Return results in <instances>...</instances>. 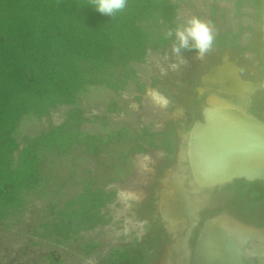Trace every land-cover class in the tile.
I'll return each mask as SVG.
<instances>
[{"label": "trees", "instance_id": "1", "mask_svg": "<svg viewBox=\"0 0 264 264\" xmlns=\"http://www.w3.org/2000/svg\"><path fill=\"white\" fill-rule=\"evenodd\" d=\"M234 2L237 15L253 8L246 14L260 18L262 0ZM177 18L178 3L172 0H124L122 8L110 13L99 11L96 0H0V223L21 212L27 196L45 186L41 165L48 154L67 155L84 145L96 156L110 143L125 142L127 149L120 152L124 166H113L122 175L132 154L174 150L172 128L121 125L105 126L106 134L86 132L84 123L107 125L109 115L85 116L80 98L90 86L122 90L129 81L143 93L146 84L132 63L145 62L149 49L163 52L173 46L186 54L200 50L195 40L180 46ZM227 36L211 35L209 44L226 45ZM63 105L70 108L61 124L23 137L20 147L18 128L24 118L41 120ZM119 110L116 100L108 104V112ZM115 197L116 190L84 180L74 198L61 206L50 201L39 236L58 243L76 240L81 231L107 222L102 208ZM97 244L90 241L81 247L89 254ZM128 259V249L115 248L107 264H128Z\"/></svg>", "mask_w": 264, "mask_h": 264}, {"label": "rangeland", "instance_id": "2", "mask_svg": "<svg viewBox=\"0 0 264 264\" xmlns=\"http://www.w3.org/2000/svg\"><path fill=\"white\" fill-rule=\"evenodd\" d=\"M178 3L177 25L183 31L192 18L203 22L213 34L217 29H236L253 24V19L243 9V15L236 14L234 0H172ZM217 5L218 8H214ZM215 9V10H214ZM178 37V36H177ZM179 38V37H178ZM194 40L189 37L187 41ZM173 46L161 50H148L146 61L134 62L140 81L146 84L145 91L139 92L134 82L129 81L122 90L106 86H90L81 94L80 105L85 116L93 114L109 115L107 125L102 121L82 125L86 132L106 134L110 129L127 125L138 130L142 125L152 128L162 126L166 120L177 121L183 117L185 103L173 98L181 92L190 76L192 68L202 69L208 60L209 46L186 55ZM189 77V78H188ZM157 84L154 85V80ZM161 93L169 100L167 107H160L152 100V93ZM141 96V100L137 99ZM116 100L120 110L108 112V104ZM70 107L59 106L49 117L41 120L24 118L19 124L18 141L23 146V137L38 134L50 126L59 125L65 119ZM127 149L125 142L110 143L94 156L84 145L74 148L70 154H48L44 157L41 172L46 181L40 192H31L23 210L7 221L0 223V264H107L110 253L115 248H123L131 237H140L145 230V221L139 217L140 203L145 197L146 187L155 173L156 153L132 154L127 160L129 170L118 175L115 164L123 162L120 152ZM118 177V180L114 178ZM94 179L97 186L116 190L112 203L102 208L107 222L93 229L81 231L74 241L58 243L53 239L39 236L38 226L49 218L50 201L61 206L74 198L82 189L83 181ZM97 242L96 248L85 255L81 245Z\"/></svg>", "mask_w": 264, "mask_h": 264}, {"label": "flooded vegetation", "instance_id": "3", "mask_svg": "<svg viewBox=\"0 0 264 264\" xmlns=\"http://www.w3.org/2000/svg\"><path fill=\"white\" fill-rule=\"evenodd\" d=\"M250 10L254 11L253 8ZM263 10L264 5L260 18L257 20L252 18L253 24L245 27L239 25L236 29L228 27L221 30L218 28L215 33L211 34L213 37L228 34V44L223 46L209 44L208 60L204 68L200 70L194 66L192 68L194 76L188 77L185 85L181 86V92L173 95V98L185 103L186 109L183 117L177 121L166 120L162 126L152 128L157 131H167L172 128L174 150L170 152L160 148L150 149L147 152L156 153L159 157L155 163V173L146 187L145 197L139 208V217L145 221V230L140 237L132 236L122 248L129 250L128 264H197L196 255L201 231L208 220L221 214L235 218L247 228L242 238L234 239V243L239 247L243 263L262 264L264 257V181H248L241 178L224 184L199 187L194 183L191 171L179 172L176 164L177 151L181 143L179 129L183 128L184 132L188 133L193 123L197 119H202V110L208 95L217 94L239 109L264 120V90L261 88L247 89L244 93H232L228 90H218L219 83H211V89L201 94L199 92L203 76L215 66L224 67L227 76L238 75L242 81H249L252 84L263 81ZM230 30H232V35H229ZM192 53L195 52L184 54L191 55ZM167 170L179 172L190 196L197 201V210L191 220L188 233L186 232L187 220L174 223L164 219L161 214L159 203L162 193L166 191L163 185L171 179L167 176ZM83 251L87 255L84 249Z\"/></svg>", "mask_w": 264, "mask_h": 264}, {"label": "water", "instance_id": "4", "mask_svg": "<svg viewBox=\"0 0 264 264\" xmlns=\"http://www.w3.org/2000/svg\"><path fill=\"white\" fill-rule=\"evenodd\" d=\"M262 22L264 32V10ZM211 83H219L218 90L232 93H244L247 89L264 90V79L252 84L240 80L238 75L227 76L225 68L219 66L212 67L203 76L200 94L211 89ZM179 138L176 168L179 172L191 171L193 181L199 187L241 178L264 181V120L217 94L206 97L202 119H197L188 133L180 128ZM177 170H167L171 179L163 185L166 191L162 193L159 207L167 221L187 220L188 233L197 201L190 196ZM246 229L243 223L227 214L208 220L200 234L197 264H244L234 239L242 238Z\"/></svg>", "mask_w": 264, "mask_h": 264}, {"label": "clouds", "instance_id": "5", "mask_svg": "<svg viewBox=\"0 0 264 264\" xmlns=\"http://www.w3.org/2000/svg\"><path fill=\"white\" fill-rule=\"evenodd\" d=\"M96 6L99 11L110 13L114 9H120L124 6V0H96ZM177 36L180 40V46H186L189 37L196 41V47L204 51L212 37L207 26L196 18H192L185 26L184 30H177ZM178 50V49H174ZM152 100L160 107H167L169 100L161 93H152Z\"/></svg>", "mask_w": 264, "mask_h": 264}]
</instances>
